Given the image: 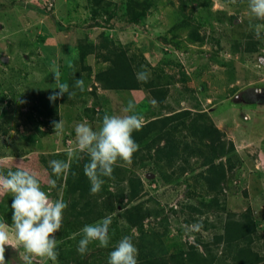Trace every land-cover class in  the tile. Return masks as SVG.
Listing matches in <instances>:
<instances>
[{
  "label": "rangeland",
  "instance_id": "obj_1",
  "mask_svg": "<svg viewBox=\"0 0 264 264\" xmlns=\"http://www.w3.org/2000/svg\"><path fill=\"white\" fill-rule=\"evenodd\" d=\"M113 1L117 6L111 10H115L116 15L109 19L107 15L94 18L90 0H0V157H20L30 151H41L39 155L44 159L55 154H43V143L45 137L56 135L52 121L60 119L42 115L37 107V94L42 89L48 94L54 91L55 84L50 80V75L65 64L70 66L72 76L77 75L81 67L77 51L80 39L98 42L102 32L108 31L114 39L128 44L131 51L143 54L145 60L171 81L164 106L151 104L150 107L148 101L136 102L135 111L146 109V113L141 114L144 122L178 109H190L194 114L187 119L189 123L199 111H211L214 123L225 132L224 139L234 142L236 158L241 161L231 172L224 193L227 208L240 213L251 207L258 223L263 225L264 39L259 41L261 49L255 53H235L232 47L235 40L245 39L254 26L259 25L264 34V22L250 15L248 0H235V3L233 0H133L131 4L135 11L142 10V6L135 4L138 1L149 5L138 23L129 21L127 5L130 3L126 4L127 0ZM89 59L92 58L88 57L87 61ZM98 61L96 56L92 59L95 66ZM147 68L151 74V69ZM241 89L244 94L239 92ZM131 93L120 90L117 94L124 100L120 102L113 92L111 98L115 103L109 105L111 114L102 111L101 114L98 112L97 117L103 119V112L123 115L122 109L129 100L133 101ZM144 94L149 98L147 91ZM84 121L93 124L89 119ZM68 131L70 134L72 130ZM186 134L189 135L188 128H182L176 135L181 138ZM58 136L62 148L67 136L64 132ZM70 143L74 148L73 138L72 142L68 141ZM76 155L78 153L72 157ZM137 161L139 163L135 164L133 158L131 163L118 159L117 164L121 165L123 172L135 173L144 180L147 194L143 199L154 197L159 201L155 204L154 200H149L147 205L165 209L166 215L170 216L171 235L183 230L182 240L195 243L199 235L195 234L198 231L196 226L203 223V217L194 221L188 210H181L180 204L189 196L191 189L188 184L194 183L192 177L195 173L167 181L160 171L154 169L151 159L140 161L138 156ZM34 164V161L26 162V168ZM35 167L41 170L43 166L37 163ZM47 172L45 169L42 172L43 179L53 175L51 169ZM102 179L101 195L97 193L99 203L106 200L107 191H117L115 180L109 177ZM122 184L125 185V182ZM64 190L61 192L64 202L70 203L77 198V195L65 193ZM11 199V193L0 194V222L9 225L12 223ZM190 200L188 202L196 201L192 197ZM82 204L84 201L80 200L78 209ZM172 208L180 211L173 212ZM69 212L68 208L64 210L62 225L65 222L74 223L75 219ZM116 213L111 214L109 232H117L120 228V224L113 223ZM210 219L215 221V214H211ZM145 222L146 227H150L155 225L156 220L149 218ZM84 226H69L68 232L61 226L55 234L59 253L57 261L37 257L33 258L32 264H74L69 258L80 254L77 247L82 238L80 230ZM212 231L200 226L204 239L211 238ZM133 232L138 234L137 230ZM70 242L77 246H71L74 251L68 253ZM13 243L15 247L6 246V264H25L22 259L25 254L23 247L15 241ZM114 247V243L101 247L98 241H94L88 245L89 251L79 256L78 260L92 264H102L99 261H104V264H108L109 253ZM100 248L101 251L97 250Z\"/></svg>",
  "mask_w": 264,
  "mask_h": 264
},
{
  "label": "trees",
  "instance_id": "obj_2",
  "mask_svg": "<svg viewBox=\"0 0 264 264\" xmlns=\"http://www.w3.org/2000/svg\"><path fill=\"white\" fill-rule=\"evenodd\" d=\"M132 2L133 0L126 2V4L130 3L129 6L127 5L129 21L138 23L144 17L146 7L149 5L138 1L135 4L142 6V10L135 11ZM90 4L94 18L107 15L110 19L116 15V11L111 10L117 6L113 0H90ZM261 38L264 39L263 33ZM262 39H256L254 26L246 34L245 39L234 41L232 49L235 53L257 52L259 41L262 42ZM77 51L78 62L89 77L93 67L87 62L88 56L94 54L99 59L97 63L101 67L95 74V81L103 89H144L158 105L164 106L170 93L171 81L166 80L161 70L145 60L143 54L131 51L128 44L114 39L108 31L102 32L101 40L98 42H91L87 38L80 39ZM142 66L148 72L147 67L151 69L147 83L138 82L136 79V73L142 70ZM81 75V73L73 75L72 79L76 77V80L84 81L85 78ZM37 95V107L40 108L42 115L59 120L60 104L70 96L65 94L53 102L44 89ZM86 110L90 119L93 118L94 113L102 112L98 111L95 105L86 107ZM193 114L190 109H183L172 115H160L144 123L141 130L132 134L139 145L138 151L132 158L135 164L139 163L138 156L140 161L151 159L154 169L160 171L167 181L195 173L192 177L194 183L188 184L191 189L188 191L189 196L180 203L181 210H188L194 221L203 217L200 226L205 230H213L211 238L204 239L200 233V226L198 233L195 232L196 236L199 234L195 243L182 240L183 230H179L177 235H171L170 216L166 215L165 209L147 205L149 200H154L155 204L159 201L154 197L143 199L147 194L144 180L135 173L123 172L119 164L114 166L116 171L111 177L116 181L117 191L114 193L107 191L106 200L99 203L98 195L91 192L90 181L83 171L84 164L90 159L84 153H78L71 159L64 191L77 195V198L70 203L65 201L75 221L68 223L64 219L62 228L68 232L69 226L80 228L117 211L113 223L120 224V228L117 232H109L114 240H110L109 244L116 245L122 237L131 236L138 250V264H264V223L263 225L258 223V218L251 207L240 213L227 208V197L224 193L228 187L229 177L234 167H238V163L241 164L240 159L235 155V144L224 139L225 132L217 127L208 111H199L187 123V119ZM182 128H188L189 135L180 138L176 134ZM72 173L76 175L73 176ZM122 182H125V185ZM98 194L101 195L100 192ZM191 197L196 201L188 202L191 201ZM126 198L128 200L124 202ZM80 200H83L84 204L78 209ZM172 211L177 213L180 210L172 208ZM211 214H215V221L210 219ZM149 218L156 222L155 225L146 227L145 221ZM186 221L190 222L189 219ZM134 230L138 231L137 235L134 234ZM260 239L263 240L258 243ZM69 245L66 251L68 253L74 251L71 246L75 248L77 246L72 242ZM97 250L101 251V248ZM79 256L81 254L74 258L70 257L69 260L74 261V264L91 263L79 261ZM99 262L104 264V261Z\"/></svg>",
  "mask_w": 264,
  "mask_h": 264
},
{
  "label": "clouds",
  "instance_id": "obj_3",
  "mask_svg": "<svg viewBox=\"0 0 264 264\" xmlns=\"http://www.w3.org/2000/svg\"><path fill=\"white\" fill-rule=\"evenodd\" d=\"M248 9L251 16L264 22V0H248ZM255 37L261 39L259 25L255 26ZM53 76L55 87L49 96L50 101L54 102L65 94L75 95L69 91L66 82H61L58 69L54 70ZM149 78L150 73L143 66L142 70L136 73L138 82L147 83ZM75 87L84 91L83 79H77ZM56 89L58 91H55ZM259 90L261 92V88ZM151 104L155 106L157 101L153 99ZM135 109V103L129 100L127 106L122 109L123 115L105 114L98 130H94L87 121L78 123L75 126V144L68 154L69 159L48 162L52 174L57 178L62 175L66 177L71 168V157L75 153H84L90 158L84 164V174L90 181L91 192L98 193L104 184L102 177H112L118 159L131 163L133 154L139 149L132 134L142 129L144 117L137 114ZM52 126L54 133L60 135L64 129V122L61 119L52 121ZM72 175L75 176L76 173ZM47 183L49 190L57 186L56 180L49 179ZM4 193L12 194V223L9 225L0 222V264H6V246L15 247L13 241L23 247L25 254L22 259L25 264H32L33 258L37 257L57 261L59 253L55 234L61 229L63 212L68 204L62 199H52L49 193L42 189L37 174L24 167L8 171L6 175L0 174V194ZM111 224L112 216L109 215L94 224L85 225L80 230L82 238L77 247L78 253L86 254L89 251L88 245L94 241H98L101 247H108ZM137 251L132 237L126 235L109 253L108 264H138Z\"/></svg>",
  "mask_w": 264,
  "mask_h": 264
},
{
  "label": "crops",
  "instance_id": "obj_4",
  "mask_svg": "<svg viewBox=\"0 0 264 264\" xmlns=\"http://www.w3.org/2000/svg\"><path fill=\"white\" fill-rule=\"evenodd\" d=\"M93 42H96V41H93ZM258 47L260 50L261 49L260 45H258ZM253 53H255V52H253ZM74 54H76V52ZM88 57L94 59L95 55L91 54ZM92 59L91 60L89 59V61H87L88 64L93 67V72H92L90 77L87 76V72L83 71L81 67H80V71H77V74L81 73L82 76H85L84 91H80L79 88L75 87L76 77H75V79H72V70H71L70 66H66V64H65L64 66L60 67V69H59V72L61 74V82H66L69 85V91L75 93V95L67 97V99L60 104V115H59L60 117H59V119H61L64 122V129L62 132H64L67 136L65 145L61 148V146L59 145L61 142V140H60L61 138L58 135L51 134L47 138L46 137L44 138V143H43L44 149L42 152H43V154H44V152H49V154H50V152H53V153H55L53 156L50 154V156L45 157L44 159H41L42 155H39L41 153V151L40 152L39 151H30L28 154H26L24 156H20V157L19 156H16V157L15 156L0 157V174L6 175L8 171H12V169L17 170L18 167L26 168V162H33L34 161V162H36V164L39 163L40 166H43L41 170L37 169V167H35L36 164L31 165L32 168L29 167V170L34 171L37 174L39 179L42 178V179H40L41 185L43 184L42 189L44 191L48 192L52 199H54V200L55 199H61V192L63 191V189L66 186V177H64L62 175L60 178H57L54 175H52V176L48 175L47 179H43L44 175H42V172L44 171V169H45V172L46 171L49 172V170L51 169L48 165L49 160H68L69 159L68 154H69V152L72 151L73 147H72L71 143H70V145L68 144V141L72 142V138L75 140V126L78 123L84 122V120L89 119V120L93 121V124L88 123V121H87V123L94 130H98L101 127L100 124H102L103 119H99L97 117L98 113H94L93 118L90 119L88 116V112L86 110V107H92V106L94 107V105H95L96 109L98 111H100V110L101 111H107L108 114H111V112H110L111 108H109V105H110V103H113V104L115 103L114 101H112L111 95L113 92H115L116 94L117 93L119 94V92H120V90L103 89L100 86V84L97 81H95V74H96V72L100 66L98 64H97L98 66L97 65L95 66L92 62ZM87 60H88V58H87ZM262 63H264V61ZM51 79L54 83L55 81H54L53 75L52 76L50 75V80ZM56 91H58V89H56ZM123 91H129V92L132 91L131 94L133 95V102L135 104L141 103L142 101H146V102L148 101L149 106L151 107V100H153V99H152V96L149 94L148 91L147 92L149 94L150 99L148 98L147 94L143 95V93H145V91H146L144 89L123 90ZM239 92L243 93V90L241 89V91H239ZM47 94H48V92H47ZM118 94L116 96H118V98L120 99V102H123L124 100L121 99ZM48 96H50V94H48ZM121 96H123V95H121ZM117 100H116V103H117ZM114 108H116V106ZM178 111H181V110H179V109L177 111L175 110L173 113L178 112ZM202 111H204V110H202ZM205 111H207V110L205 109ZM136 113L137 114H145L146 109L145 110L139 109L138 111L136 110ZM173 113H171V114L167 113L165 115H172ZM208 113L211 116V114H212L211 111H208ZM105 114L106 113L103 112L102 115H105ZM76 115H77V117H76ZM155 118L156 117H154L152 119H155ZM146 122L147 121H145L144 123H146ZM68 130H72L70 134L68 133L69 132ZM49 179L57 181V186L51 190H49V186L47 183Z\"/></svg>",
  "mask_w": 264,
  "mask_h": 264
},
{
  "label": "flooded vegetation",
  "instance_id": "obj_5",
  "mask_svg": "<svg viewBox=\"0 0 264 264\" xmlns=\"http://www.w3.org/2000/svg\"><path fill=\"white\" fill-rule=\"evenodd\" d=\"M252 95H254V94L252 93Z\"/></svg>",
  "mask_w": 264,
  "mask_h": 264
}]
</instances>
